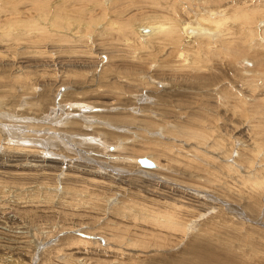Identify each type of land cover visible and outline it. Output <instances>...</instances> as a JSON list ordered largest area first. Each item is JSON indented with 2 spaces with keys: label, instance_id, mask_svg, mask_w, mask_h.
<instances>
[{
  "label": "rangeland",
  "instance_id": "1",
  "mask_svg": "<svg viewBox=\"0 0 264 264\" xmlns=\"http://www.w3.org/2000/svg\"><path fill=\"white\" fill-rule=\"evenodd\" d=\"M0 264H264V0H0Z\"/></svg>",
  "mask_w": 264,
  "mask_h": 264
},
{
  "label": "bare ground",
  "instance_id": "2",
  "mask_svg": "<svg viewBox=\"0 0 264 264\" xmlns=\"http://www.w3.org/2000/svg\"><path fill=\"white\" fill-rule=\"evenodd\" d=\"M208 12H210L209 15L208 14L206 15L205 14H195L192 20L184 21L180 24V31L185 32L184 39L191 40L193 37L203 36L207 32L211 33L212 30L216 32L218 31V28H221V25L224 23V21L228 20V17L226 16L227 13H225L223 9H217V10L211 9ZM137 29L141 32V34L142 32H144L142 34L143 36L149 37L153 33L163 30L164 25L163 24L157 25V24L149 23L146 26H139ZM147 160L153 162L149 158H147ZM146 168H149V167H146Z\"/></svg>",
  "mask_w": 264,
  "mask_h": 264
},
{
  "label": "water",
  "instance_id": "3",
  "mask_svg": "<svg viewBox=\"0 0 264 264\" xmlns=\"http://www.w3.org/2000/svg\"><path fill=\"white\" fill-rule=\"evenodd\" d=\"M137 162L145 167H154V163L151 161H148L147 158L143 157V158H138Z\"/></svg>",
  "mask_w": 264,
  "mask_h": 264
}]
</instances>
